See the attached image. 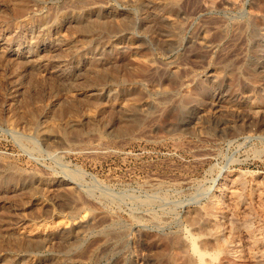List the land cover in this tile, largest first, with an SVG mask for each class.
I'll return each mask as SVG.
<instances>
[{
  "label": "rangeland",
  "instance_id": "1",
  "mask_svg": "<svg viewBox=\"0 0 264 264\" xmlns=\"http://www.w3.org/2000/svg\"><path fill=\"white\" fill-rule=\"evenodd\" d=\"M228 174L264 183V0H0V264H167Z\"/></svg>",
  "mask_w": 264,
  "mask_h": 264
},
{
  "label": "bare ground",
  "instance_id": "2",
  "mask_svg": "<svg viewBox=\"0 0 264 264\" xmlns=\"http://www.w3.org/2000/svg\"><path fill=\"white\" fill-rule=\"evenodd\" d=\"M225 183L220 196L186 213L190 229L155 242L164 248L167 264H264V183L240 174H228Z\"/></svg>",
  "mask_w": 264,
  "mask_h": 264
}]
</instances>
